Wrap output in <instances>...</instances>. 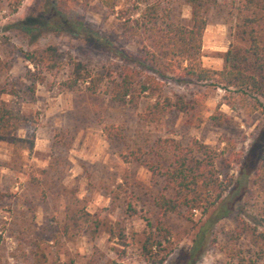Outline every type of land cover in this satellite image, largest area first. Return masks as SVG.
<instances>
[{"label":"rangeland","instance_id":"obj_1","mask_svg":"<svg viewBox=\"0 0 264 264\" xmlns=\"http://www.w3.org/2000/svg\"><path fill=\"white\" fill-rule=\"evenodd\" d=\"M230 2L217 0L204 15L203 68L222 67V56L232 42ZM132 8L130 0H121L113 12L96 0H24L10 14L0 0V60L10 64L9 71L0 74V89H15L13 96L0 94V100L27 120L15 136L32 141L29 153L0 142V194L4 195L0 198V264H146L139 251L144 220L158 218L152 202L161 184H153L142 164L120 160V145L108 144L102 134V128L111 124L122 128L127 144L139 136L146 145L159 138L180 143L197 140L234 159L245 157L240 171L228 173L231 185L216 205L204 214L193 212L189 221L182 212L163 220L172 248L164 264H233L222 248L246 245L241 222L264 223V176L257 178L258 149L264 143L260 115L218 107L221 90L185 80L177 70L167 71L163 78L148 72L162 82V92L150 100L148 95L142 97L135 108L109 103L106 83L94 95L58 89L71 60L90 67L119 62L145 71L140 65V42L118 31L120 17ZM171 16L183 26L191 24L190 8L183 3H176ZM61 17L81 21L126 60L82 36L53 31L51 24ZM23 24L31 28L27 33L20 29ZM47 46L60 51V70L31 84L26 71L33 69L22 53ZM157 97L182 100L186 110L172 111L157 123L139 124L137 113ZM216 107L230 119L229 124L212 126L209 116ZM116 221L124 228L121 241L108 237L107 230Z\"/></svg>","mask_w":264,"mask_h":264},{"label":"trees","instance_id":"obj_2","mask_svg":"<svg viewBox=\"0 0 264 264\" xmlns=\"http://www.w3.org/2000/svg\"><path fill=\"white\" fill-rule=\"evenodd\" d=\"M4 1L10 14H15L24 0ZM96 1L103 9L113 12L121 0ZM130 1L133 10L120 17L118 31L130 41L140 42V65L145 71L119 62L106 67H90L71 60L68 75L57 83L59 90L72 92L79 89L94 95L106 83L104 93L109 103L135 108L142 97L148 95L150 100L154 94L160 96L163 84L153 74L163 78L167 71L177 70L185 80L221 90L223 96L218 107L225 105L232 112L258 114L264 120V0H231L228 14L232 42L222 56L219 70L206 69L200 65L201 39L206 26L204 15L208 9L216 6L217 0ZM178 2L190 8L189 27L171 16L172 8ZM51 25L53 31L74 37L82 36L100 47L109 48L114 56L126 60V56L107 39L84 27L81 21L72 22L61 17ZM20 29L27 33L31 28L23 24ZM22 57L33 69L32 72L26 71L29 75L26 79L31 84L43 82L46 76H54L62 62L60 51L49 46L23 52ZM9 69V62L0 60V74ZM14 93V86L0 89V94L13 96ZM218 107L209 116V121L216 128L230 123V119L219 112ZM185 110L186 105L182 100L173 102L168 97H157L152 102L146 101L136 117L139 124H152L172 111ZM26 121L22 116L13 114L0 100V142L9 143L14 151L29 153L32 141L14 134L24 128ZM102 134L108 144L120 145L118 157L124 164H142L153 184H161L152 202L158 218L153 222L144 220L146 231L139 251L146 264H164L171 253V234L163 220L179 212L184 214L187 221L193 212L204 214L228 191L231 185L228 173L235 169L240 171L245 161L244 156L234 159L232 154L223 150L217 152L197 140L180 143L159 138L146 145L139 136L127 144L122 128L113 124L103 127ZM121 147L124 150H120ZM263 176L264 143L258 149L257 178ZM2 197L4 195L0 194ZM220 209L224 211V208ZM112 227L107 230L108 237L123 240L124 228L120 221L114 222ZM240 229V234L248 237L246 245L224 246V255L233 264H264V223L258 220L253 225L241 222ZM198 248L196 246L194 249Z\"/></svg>","mask_w":264,"mask_h":264}]
</instances>
